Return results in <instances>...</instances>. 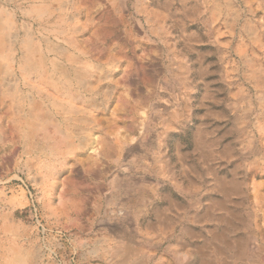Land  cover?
<instances>
[{"label":"rangeland","instance_id":"1","mask_svg":"<svg viewBox=\"0 0 264 264\" xmlns=\"http://www.w3.org/2000/svg\"><path fill=\"white\" fill-rule=\"evenodd\" d=\"M197 130L231 147L229 225L201 219L219 196L197 155L173 179ZM167 196L172 230L142 236ZM228 227L231 264H264V0H0V264H120L115 230L130 264H191Z\"/></svg>","mask_w":264,"mask_h":264},{"label":"bare ground","instance_id":"2","mask_svg":"<svg viewBox=\"0 0 264 264\" xmlns=\"http://www.w3.org/2000/svg\"><path fill=\"white\" fill-rule=\"evenodd\" d=\"M200 74V73H199ZM186 87V86H185ZM194 136L199 138L200 141L187 151L181 152V146L179 144L176 145V152L178 155H181L179 162H181V169L179 171V175L173 177L174 181L181 186L184 183L190 184L193 181V178L196 177V171L188 166L185 162L189 161L190 157H196L198 162L201 163L203 170L205 173L210 175L209 183L213 186L215 192L219 197L214 200L213 203L209 207L204 209L202 212L201 219H210L217 213L222 216V218L227 221V225L230 224L231 220L238 221L240 220L239 213L230 208V204L234 201H237L243 194L242 192V183L239 180L229 178L223 174H217L215 169L212 167V162L216 156L225 157L230 151L231 147L225 146V148L216 153L215 150H212L207 147V137H205L202 131L197 130L194 132ZM140 147L144 146V143L141 142ZM209 145V144H208ZM210 146V145H209ZM186 159V160H185ZM151 162L149 160L147 163ZM157 160L154 161V166L157 165ZM152 165V163H150ZM162 170L164 174L169 177L170 173L166 170V164H163ZM195 175V176H194ZM203 176V175H202ZM167 202L169 203L166 207H153V217L155 218L154 222H149L146 225L139 228L142 236L145 237H166L169 230H172L171 225V217L174 216L178 211L181 212V205L171 200L170 197L167 196ZM61 206L65 209V203L62 199L60 201ZM67 209V208H66ZM229 227L226 228V232L220 234H214L209 238L204 239L202 243H194L189 244L183 247L184 251L189 255L191 264H216L219 260H221L224 264H231L232 257L229 255L230 251H232L238 260L243 259V249L241 247V240L235 239L231 240L228 238ZM116 232L117 237L126 241L124 247H119L115 252V258L120 264H130L131 260L138 252L136 245H134L131 240H128L126 235L121 232ZM186 234L191 236L193 232L190 230H186ZM233 256V255H232ZM154 259V258H153ZM144 261V260H143ZM142 261V262H143Z\"/></svg>","mask_w":264,"mask_h":264},{"label":"crops","instance_id":"3","mask_svg":"<svg viewBox=\"0 0 264 264\" xmlns=\"http://www.w3.org/2000/svg\"><path fill=\"white\" fill-rule=\"evenodd\" d=\"M158 238V237H157Z\"/></svg>","mask_w":264,"mask_h":264}]
</instances>
